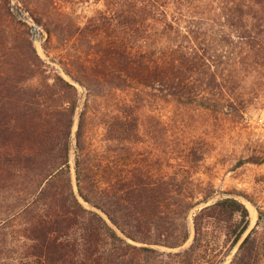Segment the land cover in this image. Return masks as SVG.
<instances>
[{"label":"trees","instance_id":"1","mask_svg":"<svg viewBox=\"0 0 264 264\" xmlns=\"http://www.w3.org/2000/svg\"><path fill=\"white\" fill-rule=\"evenodd\" d=\"M12 2L0 0V264H225L234 250L227 264H264V194L238 192L252 226L243 199L210 202L200 177L264 107V0H104L85 22L35 17L51 61L30 37L13 44L29 23ZM52 62L87 94L78 191L80 90Z\"/></svg>","mask_w":264,"mask_h":264},{"label":"rangeland","instance_id":"2","mask_svg":"<svg viewBox=\"0 0 264 264\" xmlns=\"http://www.w3.org/2000/svg\"><path fill=\"white\" fill-rule=\"evenodd\" d=\"M12 11L20 18L26 20L28 26H20L16 28V32L9 36L13 38V44L17 49L26 50L27 38H32L38 52L48 61H51L45 53L44 42L47 38V33L41 24L35 21V17H45L48 15L70 14L75 16L82 22H85L89 17L97 14L99 11L105 9L104 0H12ZM56 6V7H55ZM30 18V21L25 19ZM33 25L35 27H33ZM12 42V41H10ZM52 64L61 70L63 75L73 81L80 90V103L76 115V124L74 126V136L71 152V164L75 188L78 191L76 176H75V150L76 141L75 133L78 127L80 112L84 108L86 101V90L79 83L74 81L67 73L63 71L59 64L52 62ZM30 83L39 85L38 78L30 80ZM104 95V94H102ZM249 121L245 123L246 126L238 129H229L225 136V144H220L213 152L206 167L200 177L205 182H211L216 190V197L211 200L213 202L221 196L223 191L232 192H247V193H263L264 183L258 184V180L264 178V163L253 164L246 163L242 166H236L237 156L242 152L248 153L258 147L260 150L264 148V107L252 109L247 115ZM150 140L147 131L142 130L138 135L140 147L147 146ZM248 143V144H247ZM147 156V155H146ZM251 212L252 226H254L258 219V211L256 206L247 200H244ZM202 206L194 208L189 217L191 236L189 241L184 245L188 246L194 239V215ZM176 250V249H173ZM235 252V250H234ZM234 252L228 257L225 262L227 264Z\"/></svg>","mask_w":264,"mask_h":264},{"label":"water","instance_id":"3","mask_svg":"<svg viewBox=\"0 0 264 264\" xmlns=\"http://www.w3.org/2000/svg\"><path fill=\"white\" fill-rule=\"evenodd\" d=\"M25 19L30 21V18L28 17H25ZM33 27L35 26L33 25ZM221 196L237 197V198L249 201L247 198L243 197L240 193L232 192V191H223L221 192ZM206 203H209V202L207 201Z\"/></svg>","mask_w":264,"mask_h":264}]
</instances>
